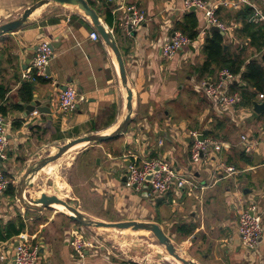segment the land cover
I'll return each mask as SVG.
<instances>
[{"label":"crops","instance_id":"crops-1","mask_svg":"<svg viewBox=\"0 0 264 264\" xmlns=\"http://www.w3.org/2000/svg\"><path fill=\"white\" fill-rule=\"evenodd\" d=\"M93 1L95 4L91 5L101 23L115 36L122 53L133 90L135 116L123 134L104 141L107 147L92 145L80 154L88 155L93 148L104 154L92 152L95 163L88 159L91 163L87 165L94 170L92 189L97 194L108 192L118 215L166 227L170 237L188 243L189 255L201 264H264V232L257 248L251 250L242 245L238 232L240 213L252 201L258 205L264 223V111L257 113L253 107L241 104L240 89L232 87L233 83L244 85L239 74L229 85V91L238 92L241 97L232 108L225 109L204 93L202 83L219 79L224 69L200 74L205 60L202 47L210 31L203 30L204 12L195 11L198 37L192 46L166 58L161 55L159 42L175 30L176 21L189 11L184 7L186 0H126L147 16L131 34L121 24L124 9H117L116 3L109 0ZM252 1L264 15V0ZM35 2L0 0V23L20 17ZM239 10L221 5L217 13L229 27L225 31L226 48L230 47L233 54L244 48L241 53L248 62L260 54L249 44V38L238 36L243 25L239 16L246 14V10L238 14ZM258 23L264 24V20ZM93 31H97L93 21L80 7L50 1L22 27L0 35V83L8 87L4 104L10 135L8 153L0 160V169L8 179L12 177L9 181L15 187L35 154L45 146L89 132L110 133L125 117L127 97L125 100L118 60L101 35L98 39L91 37ZM44 40L55 43L54 56L48 77L30 82L33 93L28 101L23 82L29 80L22 74ZM66 85L74 86L83 99L78 101L76 111L63 114L59 96ZM35 98L43 103L50 101L51 114H27L25 106ZM257 101H264L260 94ZM189 130H199L204 137L221 141L222 149H212L200 162L193 163ZM206 131L213 134L207 135ZM153 156L166 157L183 174H191L188 178L196 186L189 190L191 186L187 185L165 195H155L147 188L138 195L139 191L128 189L126 182L122 184L131 163ZM86 160L80 159L84 163ZM230 166L233 171L228 170ZM142 194L148 199L144 200ZM9 196L16 197V191L12 195L7 186L5 199ZM31 210H15L13 203L0 208V236L6 237L8 230L12 233L9 238L0 239V264H15L14 246L22 233L39 244V264H130L111 255L102 245L88 247L84 256L78 255L66 237L67 231L76 227L56 215L44 218L43 211H35L36 214ZM183 223L195 227L191 235L179 232ZM20 225L22 231L15 234Z\"/></svg>","mask_w":264,"mask_h":264},{"label":"built area","instance_id":"built-area-1","mask_svg":"<svg viewBox=\"0 0 264 264\" xmlns=\"http://www.w3.org/2000/svg\"><path fill=\"white\" fill-rule=\"evenodd\" d=\"M116 3L117 9H124L125 14L122 18V26L128 34L137 28L146 20L147 16L135 5L128 4L126 0H109ZM221 5L234 10L250 8L249 21L258 23L264 20V15L252 0H222L219 3H212L209 0H186L185 9L190 10L192 6L204 12L205 27L208 30L212 25H217L220 29L226 31L228 25L220 19L217 10ZM93 39H98V31L91 33ZM161 40V39H160ZM163 40V39H162ZM159 42L161 55L171 58L180 51L188 49L193 44L187 34L181 30H174L169 36ZM54 56V50L51 42L42 41L32 57L31 63L24 70L22 76L29 81H36L39 77H48L49 64ZM236 75L228 68L221 70L219 79H207L202 83L204 93L216 103L225 107L232 108L241 97L238 92H230L229 85L236 79ZM260 98L264 99V94L260 93ZM83 96H80L77 89L72 85H66L59 96V109L63 114L76 111L77 104ZM202 134L199 130H189L187 135L193 140L191 147V159L193 163L201 161L203 156L210 150L220 151L223 147L221 141L211 137L199 138ZM246 139V136H243ZM10 144L9 120L6 115L0 111V160L6 158L7 150ZM233 171L234 167H228ZM10 183L9 179L0 169V208L4 205L6 188ZM126 186L135 191L149 190L155 195L169 194L172 190H183L187 185L196 186L190 178L180 170L172 166L166 157L153 156L145 161L131 163L128 167ZM238 232L241 236L242 245L246 249H255L260 243L264 232L263 216L258 205L250 202L240 213ZM69 241L76 253L84 256L88 246L94 247L92 240L86 235L84 227H78L70 230ZM15 264H39L40 247L33 243L28 234L22 233L18 244L14 246Z\"/></svg>","mask_w":264,"mask_h":264},{"label":"rangeland","instance_id":"rangeland-1","mask_svg":"<svg viewBox=\"0 0 264 264\" xmlns=\"http://www.w3.org/2000/svg\"><path fill=\"white\" fill-rule=\"evenodd\" d=\"M37 1L38 0H36V2ZM132 116H135V113H133ZM74 137L75 136L67 139L63 138L60 142H54L50 145L45 146L39 153L35 154L34 159L29 163L28 167L36 161L43 159L44 157L56 154L58 152L59 146L64 145ZM111 139L115 140L116 138ZM97 144H101L103 145V147H107L105 142H89L86 146L77 149L75 152H65L58 159L48 163L47 166L43 167L39 172L34 173V175L32 176V178L34 177V183L32 184L33 187L27 186L25 189L26 198L32 200L41 197L43 193H46L48 195L55 194L63 199L71 200L73 204H76L82 212L93 219L115 221L110 220V218H119V220H132L127 219L128 215L124 214L125 216H121L117 214V210H114V201L111 199L112 196L108 195V192H106V194H97L96 190L92 189L93 180L91 179V177L94 170H92V165H87V162L91 163L92 160V162L95 163V156H93L92 152H96V150L94 148L88 150L91 152L88 155L86 154V152L83 156H80V154H82V151H84L88 147ZM96 153L97 154L94 155H104L100 150ZM76 157H78L77 161ZM85 157L87 158L86 163L80 161V159H84ZM28 167H26V169ZM184 174H186V172ZM190 175L191 174H186L187 177H189ZM9 180L12 181V177H9ZM18 183L19 181L17 182L16 187H18ZM128 189L132 190L131 188ZM140 194L141 193L138 192V195ZM142 196L141 197L144 200L148 199V197L144 196L143 194ZM6 203L7 205H11L13 203V207L15 210H19L22 207L26 210V208L21 204L17 197H6L4 205ZM40 211H43V214L41 215L44 218H47L51 215H56L57 217H59V219H62L64 223H69L76 228L84 227L86 235L92 240L95 246H104L108 251L111 252V255H115L116 258L123 260L126 263L181 264L177 259L170 255L165 245L160 243L155 234L150 230H135L132 227L124 229L116 227H86L71 218L69 214L57 209L53 205L43 208ZM34 213L38 214L35 211ZM164 229L168 230L166 227H164ZM168 232L169 231H167V233ZM69 234L70 233L68 230L66 234L67 239L69 238ZM172 239L183 255L190 256L188 243L182 244L180 239L177 237H172ZM88 247L92 248L91 246Z\"/></svg>","mask_w":264,"mask_h":264},{"label":"water","instance_id":"water-1","mask_svg":"<svg viewBox=\"0 0 264 264\" xmlns=\"http://www.w3.org/2000/svg\"><path fill=\"white\" fill-rule=\"evenodd\" d=\"M50 1H56L60 4L77 5L82 10H84V12L87 15H89V17L93 21L94 26L96 27L97 31L100 33L102 38L112 48V50L114 51L116 55L118 63H119L122 83L124 87L127 89V106H126L127 113L125 117L123 118V120L121 121V123L118 125V127L112 132L110 133H91L88 135L76 137L68 141L64 145L59 146L58 152L56 154L44 157L43 159L36 161L32 165H30L26 169L21 179L19 180L18 187L16 189L17 199L21 202V204L26 209H32L34 211H40L43 208L52 206V204L54 203H62L73 212L72 214H69V216L73 218L75 221L79 222L81 225L86 226V227H116L120 229L132 227L135 230H139V229L150 230L155 234V236L158 238L160 243L165 245L167 251L170 254H172L174 257L179 259L183 264H201L197 262L195 259H193L191 256L183 255L180 252V249L178 248L174 240L172 239V237H170L167 234V232L164 230V228L157 222L148 221V220H143V221H140V220H117V221L96 220V219L89 217L84 212H82L76 204L75 205L73 204L71 200L63 199L55 194L48 195L46 193H43L41 197L37 199H32V200H29L26 198L25 189L28 186L27 182L29 179L32 178L34 173L39 172L48 163L61 157L72 146L78 143L86 142V141L100 143V142L107 141L111 138H114V137H117L123 134L128 128L132 120V115H133L134 95H133V90L130 87L129 82H128L127 71H126L124 59L120 51L119 45L117 43L115 36L107 30L106 26L103 23H101L96 9L89 3L88 0H38L34 4L27 7L20 17L1 23L0 24V35L22 27L26 22H28L29 17L37 9H39L44 4L49 3ZM196 10L197 8L195 6H192L189 11H196ZM242 13L243 14L245 13V9H240L238 11V14H242ZM210 32H220L222 35L226 34V32L220 29V27L217 25H212L210 27ZM51 46L54 50L55 43H51ZM48 74H49V71H48ZM25 107H26L27 114L33 113L34 111H39L41 113H48V114H51L52 112L50 101H46L43 103L40 99H37V98L33 99ZM253 109L257 113L263 112L264 111V101H255L253 104ZM199 138L203 139L204 134H200ZM126 181H127V174H125L122 177V184H124Z\"/></svg>","mask_w":264,"mask_h":264},{"label":"trees","instance_id":"trees-1","mask_svg":"<svg viewBox=\"0 0 264 264\" xmlns=\"http://www.w3.org/2000/svg\"><path fill=\"white\" fill-rule=\"evenodd\" d=\"M90 4H95L93 0H89ZM246 14L240 15L239 18L243 19V25L238 32V36H244L249 38V44L254 46L256 52L260 55L252 57L248 62L246 58L243 57L241 50L238 53H231L230 47L226 48L227 41L225 35L220 32H210L208 31L204 45L202 47V52L205 55V60L200 68L201 76L206 73L211 74L216 68H228L234 74L240 75L244 85H239V83H233L232 87L235 89H240L242 96V105H247L253 107V104L258 99L260 93L264 94V24L254 23L249 21L248 14L250 13V8H245ZM110 24L111 20L108 18ZM198 16L195 11H187L183 19L176 21L175 30H181L187 34L192 40L198 37ZM245 65V67H244ZM43 77H39L41 80ZM31 81L23 82V88L28 92V96L25 98L30 101L32 99L33 85ZM253 89V90H250ZM8 93V87L0 83V111L7 114V105L4 104L6 95ZM206 134H213L212 132L206 131ZM8 191L15 195L16 187L12 184H8ZM11 225H14L13 223ZM179 232L184 236H189L195 230L193 225L183 223L178 227ZM23 229V225L15 228V234L20 233ZM7 231L6 237L0 236L1 238H9L12 233Z\"/></svg>","mask_w":264,"mask_h":264},{"label":"bare ground","instance_id":"bare-ground-1","mask_svg":"<svg viewBox=\"0 0 264 264\" xmlns=\"http://www.w3.org/2000/svg\"><path fill=\"white\" fill-rule=\"evenodd\" d=\"M123 91H124V95H125V100H126V97H127V89L125 88V87H123ZM89 142H81V143H78V144H76V145H74V146H72L68 151H67V153H69V152H72V151H75V150H77V149H79V148H82L83 146H86L87 144H88ZM47 166V165H46ZM34 178V177H33ZM33 178H31V179H29L28 180V182H27V185L28 186H32V184L34 183V179ZM33 187V186H32ZM54 207H56L57 209H59V210H61V211H64L65 213H67V214H72L73 212L70 210V209H68V207H66L64 204H62V203H54V204H52ZM124 232V231H123ZM165 248V247H164ZM172 257H174L172 254H170ZM175 259H177L176 257H174ZM178 261H179V263H181V264H183L179 259H177Z\"/></svg>","mask_w":264,"mask_h":264}]
</instances>
